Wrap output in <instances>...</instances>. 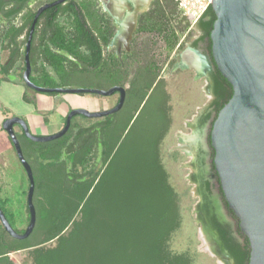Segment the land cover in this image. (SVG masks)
I'll return each mask as SVG.
<instances>
[{
  "label": "rangeland",
  "instance_id": "1",
  "mask_svg": "<svg viewBox=\"0 0 264 264\" xmlns=\"http://www.w3.org/2000/svg\"><path fill=\"white\" fill-rule=\"evenodd\" d=\"M91 1L90 14L86 17L88 27L98 38L101 37L97 29L98 24L108 28L109 37L111 36L110 33L112 34L107 45L102 46L104 64L99 69L100 71L84 69L86 66L81 63V60L78 61V58L69 54L66 58L68 60H65L66 62L62 64V67L53 70L49 60L45 59L44 49L42 50L41 47L43 42L39 39L45 26V19H42L40 30L33 41V57L37 62L35 65L36 72H45L46 83L59 88L108 90L112 87V83L107 80L106 76L112 78L113 74L105 75V71L107 68H113L118 71L116 86L127 91L128 96L132 90L135 91L131 93L133 95L144 93V91L148 92L143 101L135 96L126 98L121 110L115 113L110 126L104 131L102 139L98 138V133L105 123V117L84 119L75 116L64 137L58 142L47 146L33 147L27 155H25L27 151L24 149V157L29 160L34 182L32 203L37 217L36 224L31 235L20 244L15 242L16 239L14 240L10 235L4 233L0 227V264H34V257L36 256H33L34 249L38 248L44 251L54 248L56 250L55 248L58 246L56 239L44 241L53 229L51 214L58 213L59 215V212L63 210L64 201L68 200L71 195L73 187H70L66 180L68 172L76 175L89 172L86 174L85 184L80 187L81 190L74 189L77 195L81 192L82 196L91 182L90 189L85 194L86 199L102 175L111 177L117 173L121 177H131L134 174L130 173H135V175L141 176L138 172L141 170L140 172L143 174L147 169L151 170L152 174H157L154 177H148L153 178V180L162 174L161 179H164L170 187L172 196L176 200V208L174 209L176 218L173 225H166L165 231L159 229V232L166 236L165 243L168 255L170 257L184 255L190 260V264H225L213 252L212 242L201 230L197 221V214L195 213L200 200L192 178L195 171V166H192V154L172 151V148L179 142V135H190L195 131L197 125H201L197 122L198 115L207 108L210 101L207 77L197 76L191 69L175 68L183 49L193 44L200 37L198 31L190 23L188 27H185L186 20H182L184 17L174 0L176 4L175 13L169 15L170 21L167 23V31L160 32L153 29L137 32L136 26L128 45L118 50L111 46V40L117 31L116 22L102 9L99 0ZM155 1L151 0L147 9L139 15L148 12ZM45 2L48 0L32 4L25 12H34L38 6L44 5ZM94 3L95 6L92 5ZM169 10H172L170 6L167 8L168 14ZM58 21L65 32L72 36V23L67 20V17H59ZM20 22L21 15L14 22L15 26L19 25ZM7 27V22L0 19V106L1 103L8 104L12 111L20 112L21 110L22 112L24 110L22 107L25 104L23 105L20 100L21 91L27 88L28 95L35 93L30 88L24 87L22 83L19 86H14L10 80H7L9 83L4 81L6 78L1 74V69L10 61L12 52L11 47H8L6 45L8 43L3 39ZM175 37H178V41L171 48ZM24 38L25 35H21L17 39L18 56L13 60L14 63L11 67L13 75L18 78L23 76L25 69L24 54H22L26 43H24ZM205 44L204 41L199 42L201 51H206ZM53 51L59 52L58 54L62 53L58 50ZM79 55L83 57L82 54ZM77 67L78 70L74 69ZM35 73L31 70L32 76ZM59 95L70 110H93L95 107L93 112L110 110L118 103L117 100L119 99L117 93L108 97L93 94L61 93ZM159 115L166 122L165 127H156L157 122L155 121ZM82 130L88 131L79 135L78 132ZM88 135L89 137L86 138ZM154 137L155 139H153ZM17 139L21 141V134L17 136ZM72 150L76 151L74 152V159L70 162L66 160L65 155ZM12 158L13 162L8 159L4 162L3 169L0 170V203L8 213L14 229L23 234L30 219L27 203L29 180L14 151ZM148 163L149 165L146 167ZM114 182L121 187L116 176ZM105 185L108 191H111L112 186L110 188L108 183L103 184L104 187ZM139 190L142 192H137V190L135 194L128 192L133 200L145 199L144 196H148L155 201L142 206V202L130 205V198L125 199L127 200V203H124L127 204L128 214H125L123 225H125L128 234L136 229L141 231L145 225L146 230L141 232V237L147 240L150 233H155L158 224L163 222L161 219L158 221V219L153 218L154 216L160 218L161 214L158 211L160 198L156 194L147 192L149 196L145 193L144 187ZM62 194L67 197L62 199ZM95 194L96 192L93 195ZM136 194L138 197H135ZM115 195L113 194L110 200V194V202L103 201L104 206H96V201L89 203L90 207L85 206L88 207L86 208L87 214H89L90 209L94 208L92 206H96L99 213L102 211V207L108 208L111 226L114 227L115 223L113 222L116 221L114 214H117L118 208V204L113 201ZM171 201L172 199L169 203ZM105 203L107 204L105 205ZM82 205L81 203L80 206ZM133 210H137L139 214L133 213ZM148 211L151 214L154 211L158 212L150 217L145 214ZM87 214L83 217L82 212L79 216L76 213L73 214L71 220L78 223L79 230L83 228L82 224L85 226V223L90 221L91 218ZM170 214L174 218L173 209ZM134 216L135 221L133 220ZM71 220L70 222H72ZM70 222L67 226L68 231L64 235H67L71 229ZM114 234L115 231L112 232V235ZM71 246L70 240L62 245L65 249ZM67 252L66 250H57L55 255L49 258L52 260L50 264L52 262V264H76L74 263L75 256L69 253L63 254ZM39 254L43 255L44 252Z\"/></svg>",
  "mask_w": 264,
  "mask_h": 264
},
{
  "label": "trees",
  "instance_id": "2",
  "mask_svg": "<svg viewBox=\"0 0 264 264\" xmlns=\"http://www.w3.org/2000/svg\"><path fill=\"white\" fill-rule=\"evenodd\" d=\"M41 1L42 0H0V19L6 21L8 24V27L4 32L3 39H5L6 42L8 43L6 45L8 47H11L12 49L10 61L8 62L7 65L2 67L1 74L3 75L6 74V72L13 66L14 63L13 60L15 59V57L18 56L17 53L19 51L18 50L19 48L16 45L17 39L21 35H25L24 43L27 40L29 28L31 26V23L35 15V13L31 11L25 12L28 4L30 2L39 3ZM91 3H92L91 0H85L81 2H78L77 0H67L66 3L59 4L57 6H54L53 8H49L39 16L35 24L32 43H31L30 64H31L32 72L34 73L36 72L35 65L37 63L36 59L33 57L34 55L33 41L36 37V34L40 30L39 27L41 25L42 19H45V23H44L45 26H44V30H42L39 39L41 40V42H43V46L41 47L42 50L44 49L43 51H44L45 59L47 58V60H49L50 66L51 68H53V70L61 68L62 64L66 62L65 60H68L66 58H67V54H69L73 57L78 58V61L81 60V63H83L86 66V68L84 69L86 70L97 69L98 71H100L99 69L104 64L102 46L107 45L112 34L110 33L111 36L109 37L108 28H105V25L98 24L97 29L99 31V34L101 35V37L98 38L97 35L88 27V24L86 22V17H88V15L90 14L89 9L91 7ZM92 5L95 6V3ZM169 6L172 8L173 11L169 10V14H168L167 8H169ZM175 7L176 4L174 0H156L155 2L152 3L151 8L148 12L138 16L136 31L143 32L146 30H153V29L159 30L160 32L167 31V25H168L167 23L170 21L169 15H172L173 12L175 13V9H174ZM20 15H21V22L19 25L15 26L14 22L18 19ZM206 16H210L211 19L209 22L202 24L204 25V32L196 41L193 42V44H191V46L193 48H196L197 43H199L200 41H205L207 43V50L210 53L211 42L209 39V35L212 30L213 22L215 20V16L211 9V6L206 10L205 14L199 20L198 24L202 23L203 18ZM59 17H67V20L72 23V27H73L72 36H69V34L65 32L64 28L61 26L60 22L58 21ZM182 20L185 21L186 19L182 18ZM188 26H189V22L186 20L185 27ZM177 41H178V37H175V40L172 41L171 48L174 47ZM53 50H58L61 51L62 53L58 54L59 52L55 53V51ZM24 51H25V45L22 54H24ZM79 54H82L83 57ZM74 69L78 70L79 68L77 67ZM109 73L113 74L111 76L112 78L108 76H106V78L108 81L112 83L111 86L114 87L117 85L116 81L118 79V71L113 68L112 69L107 68L105 71V75H109ZM215 75H216V82L219 84V86H221V83L225 85L226 88L228 89V94L222 103L221 101L217 103L215 116L213 119L216 118V115L219 112V110L225 105V103L230 99L232 95V90L230 85L224 80V78L221 77V75L217 70H215ZM34 76L30 75V80L35 85L45 88H57V86H53L51 84L46 83L45 72L38 71L34 74ZM20 79L24 84L22 77H20ZM38 80L40 83L38 82ZM132 92L134 93L135 91L132 90L130 92V96H128L129 95L128 92L125 91L124 101L126 100V98L129 97L132 98L134 96L139 97L140 101H143L148 91L147 92L144 91V93L138 92L139 93L138 95L136 94L133 95L131 94ZM48 95H53V94L51 93ZM115 115H116L115 113L114 115H111L112 118L109 116L105 117V123L102 126V129L98 133L99 139L103 138L104 131L107 129V127L110 126L111 120L114 119ZM74 118L75 116L71 119V121ZM161 120H163V118H161L160 115L156 117L155 122H157L156 123L157 128L165 127L164 125L166 122L164 120H163L164 122ZM86 131L88 130L79 131L78 134L80 135L81 133H85ZM153 132L155 133L154 130ZM63 137L64 135L59 139H62ZM88 137L89 135L86 136V138ZM155 137L153 139H155ZM21 139L24 140V142L26 143L24 147V145L22 146V141L19 140V144L23 156L25 151H27L25 153V155H27L28 151H30L33 147L39 145L47 146L48 144L51 143L54 144L55 142L59 141V139H56L46 143H35L27 139L24 133H21ZM75 151L76 150H72L66 153L65 155L66 160L71 162L74 159ZM24 159L30 166L29 160L26 159L25 157ZM148 165L149 163L146 165V167ZM140 171L138 172V174H140L141 176L135 175V173H130V174H134L131 177H121L119 174L116 173L115 176L118 179V182L121 185V187L114 182V177H115L114 175H112L111 177L102 175L101 179H99L97 184L95 185L96 187L95 186L93 187L91 193L86 199H85V194H87V192L89 191L91 182L87 186L84 195L82 193V196H81V192L80 194L77 195L74 189L81 190L80 187L83 184H85L86 174H89V172H87L86 174L84 173L78 175L72 172H68L66 174V180L68 181L69 186L73 187L71 195L69 196L68 200L64 201V204L62 203L63 210L59 212V215L58 213L51 214L50 218L52 219L53 222V229L51 232H49V235L44 241V242H48V241H52L53 239H56L58 246L57 248H55L56 250H54V248L45 249L44 251L38 248L34 249L33 256L36 255L34 257V264H50L52 260H49V258L55 255V252L57 250L58 251L66 250L68 252L63 253L64 255L69 253L75 256L76 259H74V263L76 264H190V260L184 255L172 256V257L168 255L166 249V243H165L166 236H164V234L159 232V229L165 231L166 225L168 226L173 225L176 218L174 212V209L176 208V204H175L176 200L172 196V191L170 187L166 184L164 179H161L162 174L155 177V180H153V178L151 179L148 177H154L157 174H152L151 170L148 169L147 171H144L143 174ZM104 183H108L110 185V188L114 183L111 188L112 192L108 191L106 185L105 187L103 186ZM141 187H144V189L146 190L145 193L149 192L151 194H156L158 195V198H160V203L158 205L160 207V209L158 210L160 211L161 214L160 218L154 216L158 211L156 212L154 211L152 214L150 211H148L145 214L150 217L154 216L153 218L158 219V221L160 219L163 221L161 222V224H158L155 233L154 232L153 234L150 233V237L147 240L141 237V232L146 230L145 225H143L144 229H141V231L140 230L137 231L136 229L134 232H131V234L127 233L126 231L127 229L125 225H123V222L125 221V214H128V208L126 204L127 200L125 199L130 198L129 199L130 205L142 202L143 203L142 206L146 205V203L148 205V202L155 201L152 197L150 198L148 196H144L145 199L139 198L137 200H133L132 199L133 197H131L129 193L135 194L136 190L137 192H142L139 190ZM95 192L96 194L93 195ZM113 194H116L113 197V201L116 204H118L117 214L116 213L114 214V216L116 217V221L114 220L113 222L115 223L114 227L111 226V219L108 208L105 209L104 207H102V211L99 213V210L96 207L99 205L104 206L103 201L110 202L109 196L111 200ZM61 197L63 199L66 198L67 196L62 194ZM135 197H138V194H136ZM171 199L172 201L169 203ZM94 201H96L97 205L92 206L94 208L92 207L91 208L94 210L90 209L89 214H87L86 208L90 207L89 203H94ZM81 203L83 204L82 206H80ZM106 204L107 203H105V205ZM0 209L3 212L4 216L6 217L7 221L9 222L10 226L14 229L11 219L1 203H0ZM172 209H173L174 218H172L171 217L172 214H170ZM81 212H82V217L85 214H87V216L91 219L90 221L85 223V226L82 224L83 228H80L79 230L78 223H76L75 220L72 221L71 219L74 213H76V215L79 216ZM130 212L132 214L131 208H130ZM133 213L139 214L137 210H133ZM70 220L72 222H70ZM133 220L134 221L136 220L135 216ZM69 222L71 223V229L69 230V233L67 235H64L66 231H68L67 226ZM0 227L3 230V232L6 233L2 224ZM14 231L17 232L18 234H22L21 231L18 232L15 229ZM114 231L115 234L112 235V232ZM67 240H70L72 242V246L70 248L68 247L67 249H65L62 247V245H64V243L67 242ZM22 241L23 240H15V242L18 244H20ZM40 252H44V254L41 255L39 254ZM248 259H249V248H248V243L246 242V252L245 254L242 255V259L240 263L247 264Z\"/></svg>",
  "mask_w": 264,
  "mask_h": 264
},
{
  "label": "water",
  "instance_id": "3",
  "mask_svg": "<svg viewBox=\"0 0 264 264\" xmlns=\"http://www.w3.org/2000/svg\"><path fill=\"white\" fill-rule=\"evenodd\" d=\"M64 1L66 0L46 3L35 12L25 43V69L22 76L24 84L39 93L95 94L104 97L118 93L119 99L110 110H71L63 128L47 136L32 135L18 117L2 122V129L9 136L29 180L27 203L30 219L23 234L14 231L0 209V223L5 232L16 240H24L32 233L36 215L32 203L34 182L31 167L24 159L13 127H21L25 137L32 142L46 143L61 138L69 129L74 116L106 117L118 112L125 99V90L119 86L108 90L45 88L31 82L30 51L35 24L43 11ZM99 1L102 5V1ZM102 9L104 10L103 5ZM211 9L215 20L209 35L210 53L203 56L199 51L187 49L180 54L175 68L192 69L197 72V76L204 77L212 69L217 70L231 87L230 99L210 124L209 144L214 152L212 163L227 207L238 219L240 231L248 240V264H264V0H212ZM142 12L143 9L132 12L134 30L137 16ZM113 19L117 25L124 22L122 19L118 24L119 19ZM113 40L114 37L111 44ZM200 61L204 67L202 73L195 67ZM202 132L203 135L198 137L204 142L205 131ZM183 143L181 141L172 150H179L181 146L184 149Z\"/></svg>",
  "mask_w": 264,
  "mask_h": 264
},
{
  "label": "flooded vegetation",
  "instance_id": "4",
  "mask_svg": "<svg viewBox=\"0 0 264 264\" xmlns=\"http://www.w3.org/2000/svg\"><path fill=\"white\" fill-rule=\"evenodd\" d=\"M54 1L57 0H48V2H45L44 4L52 3ZM66 1L61 4L66 3ZM32 4L35 3L30 2L27 8H29ZM106 4H114L116 6H120L119 14L112 13L108 9H105ZM102 5L104 10H106V12L109 13L115 19L120 18L121 15H124L126 11L130 10V7H128V9L126 10L122 9L121 3L117 0L102 1ZM40 6H38V8ZM36 10L34 11V13L36 12ZM210 19V16H206L203 18L202 23L198 24V21L194 24V28L198 31L199 36H201L204 32V25L202 24L209 22ZM129 41L127 42V44H120L119 50L122 47H126ZM111 46L115 47V45L113 44H111ZM205 47L206 51H201L199 49V43H197L196 48H193L191 45H188L185 47V49H183L181 53H185L187 49H192L199 51L200 54L203 56H207L209 53V51L207 50V43L205 44ZM195 74L197 75V72H195ZM206 75L209 80L210 101L207 105V108H205L204 111L198 115L197 122H199L201 125H197L199 127L196 126L197 129L195 128V131L190 135H179L180 139L177 144L181 143V141H184L183 144L186 147L185 150L172 151L179 153L185 152V154H192V166H195V171L193 173L192 178L195 184V191L197 192L200 200L195 214H197V221L199 226L201 227V230L207 235V237L213 244V252H215V254H217L225 264H241L240 262L242 259V255L246 252V242L248 243V240L241 233L238 219L228 209L227 204L224 200L223 193L219 185V180L212 163L214 153L209 144L210 124L215 115L216 105L219 101H221L222 103L225 100L228 94V89L222 83L221 86H219V84L216 82V75L214 69H212ZM202 131H205L204 142H201L198 137V135H203ZM189 139L193 140L189 141ZM205 168L207 171L205 170Z\"/></svg>",
  "mask_w": 264,
  "mask_h": 264
},
{
  "label": "crops",
  "instance_id": "5",
  "mask_svg": "<svg viewBox=\"0 0 264 264\" xmlns=\"http://www.w3.org/2000/svg\"><path fill=\"white\" fill-rule=\"evenodd\" d=\"M4 76L6 78V80L4 81L10 80L12 82L11 84H13L14 86H19L22 83L20 78L13 75L11 68L6 72V74H4ZM23 85L24 87H26L25 84ZM27 91V88L21 91L22 94L20 96V100L23 102V105L25 104V106L22 107L24 109L22 112L21 110L20 112H16L15 110L12 111L11 107L8 104L5 105L1 103L0 170L3 169L2 166H4V162L8 159L13 162L12 152L14 151L15 153L13 144L9 136L2 129V122L4 120L12 117H18L26 124L28 131L32 135L47 136L55 134L63 128L67 114L71 111L69 107H67L63 102L64 100L60 98L59 94L61 93H52L53 95H48L49 93H39L33 90L35 94L30 93V95H28ZM94 108L93 110H86L89 112H93L95 111ZM13 130L16 137L23 133L21 127L16 125L13 127ZM21 141L25 146L26 143L24 142V140L21 139Z\"/></svg>",
  "mask_w": 264,
  "mask_h": 264
},
{
  "label": "bare ground",
  "instance_id": "6",
  "mask_svg": "<svg viewBox=\"0 0 264 264\" xmlns=\"http://www.w3.org/2000/svg\"><path fill=\"white\" fill-rule=\"evenodd\" d=\"M121 3L122 9H128V7H130L129 11H126L124 15H121L118 21L119 22L124 19V22L121 23V25H117L118 29L116 32V36L114 37V40L112 42L113 45H115V47L119 50L120 48V44H127V42L130 40L132 33L134 32L133 29V25H134V15L132 12L134 11H141L143 9V11H145L147 9V7L149 6L151 0H117ZM114 7V8H113ZM105 9H108L110 12L115 13V14H119L120 11V6H116V5H105ZM195 67L201 71L199 73L203 72V65L201 63V61L199 62V64H196ZM183 68V67H181ZM193 139H189V141H191ZM181 146V145H180ZM186 147L183 149V147L181 146L179 148V150H185Z\"/></svg>",
  "mask_w": 264,
  "mask_h": 264
},
{
  "label": "built area",
  "instance_id": "7",
  "mask_svg": "<svg viewBox=\"0 0 264 264\" xmlns=\"http://www.w3.org/2000/svg\"><path fill=\"white\" fill-rule=\"evenodd\" d=\"M182 16L191 24L197 23L211 6L212 0H175Z\"/></svg>",
  "mask_w": 264,
  "mask_h": 264
}]
</instances>
